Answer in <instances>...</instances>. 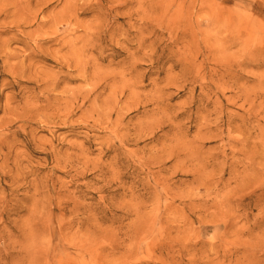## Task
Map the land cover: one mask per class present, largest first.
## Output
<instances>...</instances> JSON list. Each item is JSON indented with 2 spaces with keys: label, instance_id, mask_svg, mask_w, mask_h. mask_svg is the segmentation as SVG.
<instances>
[{
  "label": "rangeland",
  "instance_id": "374dc122",
  "mask_svg": "<svg viewBox=\"0 0 264 264\" xmlns=\"http://www.w3.org/2000/svg\"><path fill=\"white\" fill-rule=\"evenodd\" d=\"M19 5L0 264H264V0Z\"/></svg>",
  "mask_w": 264,
  "mask_h": 264
},
{
  "label": "bare ground",
  "instance_id": "6f19581e",
  "mask_svg": "<svg viewBox=\"0 0 264 264\" xmlns=\"http://www.w3.org/2000/svg\"><path fill=\"white\" fill-rule=\"evenodd\" d=\"M26 0H24V2H25ZM28 2V1H27ZM6 3H7V6H12L13 8H15V10H16V8H18L20 5V0H6ZM5 5V4H4ZM23 4H21V6H22ZM25 5V4H24ZM23 7V6H22ZM21 7V8H22ZM10 10V9H9ZM8 10V11H9ZM14 9H12L11 11V13H13V12H15V11H13ZM24 10V9H23ZM3 11V10H2ZM8 11L7 12H5V13H8ZM10 12V11H9ZM21 12V11H20ZM16 14V13H15ZM19 14V13H18ZM18 14H17V16H18ZM8 15H9V13H8ZM12 17V16H11ZM14 17V16H13ZM20 17V16H19ZM18 17V18H19ZM16 18V17H15ZM18 18H16V19H18ZM27 18V17H26ZM16 19H14L13 21H15ZM19 19H22V18H19ZM22 21V20H21ZM21 23V22H20ZM19 23V24H20Z\"/></svg>",
  "mask_w": 264,
  "mask_h": 264
}]
</instances>
